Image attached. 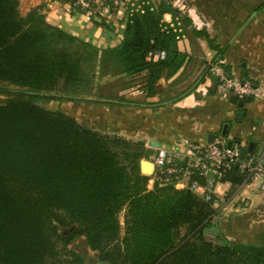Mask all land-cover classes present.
<instances>
[{
  "label": "trees",
  "instance_id": "16d2710c",
  "mask_svg": "<svg viewBox=\"0 0 264 264\" xmlns=\"http://www.w3.org/2000/svg\"><path fill=\"white\" fill-rule=\"evenodd\" d=\"M127 17L121 44L100 49L49 23L40 9L23 14L20 0H0V264H84L70 248L81 236L101 264H264V245L221 237L212 223L216 210L192 190L148 189L140 162L151 150L144 142L103 134L39 104L126 102L103 96L100 80H141L147 97L161 93L163 75L184 64L175 47L193 19L171 0ZM191 33L216 51L209 71L212 64L231 71L227 47L206 29ZM163 50L165 59L149 57ZM192 180L205 183L199 173ZM244 180L237 167L225 179ZM209 226L221 244L206 239Z\"/></svg>",
  "mask_w": 264,
  "mask_h": 264
},
{
  "label": "crops",
  "instance_id": "0c3cea01",
  "mask_svg": "<svg viewBox=\"0 0 264 264\" xmlns=\"http://www.w3.org/2000/svg\"><path fill=\"white\" fill-rule=\"evenodd\" d=\"M150 1L158 5L163 0ZM171 1L190 15L193 25L175 47L185 56L184 64L172 76L163 75L161 93L147 97L140 80L133 87H123L126 102L94 99L90 103L73 102L63 110L103 134L143 141L151 156L158 147H177L186 152L191 143L206 144L217 136L230 143H244L250 153L259 152L264 146V0ZM20 9L23 14L40 9L49 23L100 49L121 44L128 20L125 13H113L90 22L87 14L72 9V0H20ZM164 18L173 21L171 13ZM193 28L206 29L227 47L224 61L231 67L229 74L257 85L260 97L240 107L245 98L219 92V78L208 68L216 51L205 38L192 35ZM238 112H243L241 118ZM152 176H148L149 190L155 185ZM176 188L186 189L182 185ZM222 188L229 191L226 196L220 195L214 206L220 236L231 243L264 245V189L229 183ZM245 211V216H233ZM70 248L81 254L84 264H101L98 252L90 248L85 236L74 239ZM87 257L95 261L90 263Z\"/></svg>",
  "mask_w": 264,
  "mask_h": 264
},
{
  "label": "built area",
  "instance_id": "2783aa9c",
  "mask_svg": "<svg viewBox=\"0 0 264 264\" xmlns=\"http://www.w3.org/2000/svg\"><path fill=\"white\" fill-rule=\"evenodd\" d=\"M150 3V0H72V9L87 14L88 20L92 22L96 18H105L107 14L125 13L128 16L134 9ZM166 56L167 52L164 50L149 53V57L155 60L165 59ZM211 71L219 78L221 94L235 93L240 98L261 96V89L257 85L231 76L219 64H212ZM152 161L156 165V171L152 176L154 183L160 186L168 184L175 187L185 186L213 207L220 195H227L229 190L222 188L226 183L237 187L254 186L264 189V146L253 154L244 143L228 144L223 137L217 136L206 144L191 143L186 152L177 147L171 149L158 147ZM234 167L245 176L244 182L235 184L232 181H225L226 175ZM195 173L202 175L204 184L192 180ZM218 219L219 216L215 214L212 223ZM217 235L213 226L206 228L205 236L209 242L221 244Z\"/></svg>",
  "mask_w": 264,
  "mask_h": 264
},
{
  "label": "rangeland",
  "instance_id": "374dc122",
  "mask_svg": "<svg viewBox=\"0 0 264 264\" xmlns=\"http://www.w3.org/2000/svg\"><path fill=\"white\" fill-rule=\"evenodd\" d=\"M126 82L127 81L124 79V80H120V81H112V84H108L107 82H105V80H103V81L100 80V81L97 82V84H98L99 89H101L100 93L103 94V96H106V97H113L114 96V98H118V97H121L122 96V90L124 89L123 88V86H124L123 84L126 83ZM119 91H121V92L119 93ZM111 99L112 98H110V100ZM73 102H79V101L58 100V99H54V100H44L43 99V100H40L39 101V104L41 106H43L44 108L49 109V110H54V111H56V110H62V111H64L63 108H66V105L73 104ZM81 125H83V124H81ZM84 126H86V125H84ZM152 158H153V155L150 156V158H143V159H147V160H151L152 161ZM246 212L247 211H245L243 213H237V214H234L233 216L235 217L237 215L239 217H242L243 215L245 216L247 214ZM125 218H126V211L124 210L120 214V220H121V223L123 225L125 223ZM216 223H217V221H216ZM87 258H88V261L90 263L93 262V261H95V259H93L92 257H87Z\"/></svg>",
  "mask_w": 264,
  "mask_h": 264
},
{
  "label": "water",
  "instance_id": "95a60500",
  "mask_svg": "<svg viewBox=\"0 0 264 264\" xmlns=\"http://www.w3.org/2000/svg\"><path fill=\"white\" fill-rule=\"evenodd\" d=\"M98 20H101L100 18H97ZM253 97L252 96H247L245 99H243L240 103L239 106H243L245 104V102H250L252 101ZM243 114V112H238V117L241 118V115ZM140 169L142 174L146 175V176H152L154 175L155 171H156V165L153 161L151 160H147V159H142L140 162Z\"/></svg>",
  "mask_w": 264,
  "mask_h": 264
}]
</instances>
